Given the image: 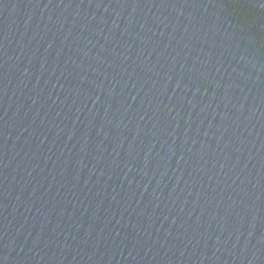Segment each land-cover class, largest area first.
Masks as SVG:
<instances>
[{"label": "water", "instance_id": "1", "mask_svg": "<svg viewBox=\"0 0 264 264\" xmlns=\"http://www.w3.org/2000/svg\"><path fill=\"white\" fill-rule=\"evenodd\" d=\"M0 264H264V0H0Z\"/></svg>", "mask_w": 264, "mask_h": 264}]
</instances>
